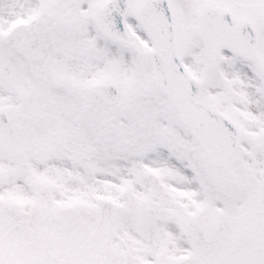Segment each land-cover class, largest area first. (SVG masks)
I'll return each mask as SVG.
<instances>
[{
  "label": "snow or ice",
  "instance_id": "6c2138e0",
  "mask_svg": "<svg viewBox=\"0 0 264 264\" xmlns=\"http://www.w3.org/2000/svg\"><path fill=\"white\" fill-rule=\"evenodd\" d=\"M0 264H264V0H0Z\"/></svg>",
  "mask_w": 264,
  "mask_h": 264
}]
</instances>
